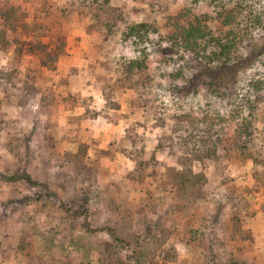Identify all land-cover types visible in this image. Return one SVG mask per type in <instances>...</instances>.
I'll list each match as a JSON object with an SVG mask.
<instances>
[{"label": "rangeland", "instance_id": "obj_1", "mask_svg": "<svg viewBox=\"0 0 264 264\" xmlns=\"http://www.w3.org/2000/svg\"><path fill=\"white\" fill-rule=\"evenodd\" d=\"M41 1L47 3L44 10L38 6ZM102 2L108 5L105 15L113 24L94 27L85 35L93 39L91 47L80 48L99 56L96 71L103 81H114L115 101L122 107L115 121L120 132L131 123H141L137 133L143 137L138 146L148 153L158 141L175 143L173 117L190 113L204 120L196 125L213 133L211 141L224 137V150H216L213 158L180 156L184 165L176 156H159L154 169L163 171L164 183L172 180L168 167L182 168L188 177L192 172L191 180L200 178L195 188L164 187L158 178L139 179L136 174L130 182L127 155L100 145L112 124L91 133L77 127V123L88 125L87 119L80 118L85 109L98 112L102 108V91L75 84L78 103L66 107L54 96L60 88L56 73L36 74L27 54L19 60L12 49L0 47V264H264V100L249 99L255 131L250 143L242 146L233 133L239 120H233L229 111L231 104L246 99L244 92H237L232 79L222 84L229 96L225 92L189 96L191 86L181 88L180 79L179 88L174 87L177 83L172 78H177L174 74L179 69L201 80L209 76L199 72L198 60L171 47L164 37L171 29L170 17L186 12L190 19L204 17L216 33L223 30L215 18L221 4L240 8L237 17L242 21L259 12L261 20H252L256 27L243 36L239 51L245 56L251 53L252 68L261 74L264 0ZM0 5L12 6L16 13L14 31L6 30L7 40L39 34L33 25L37 22L55 39H64L68 33L73 38L74 26L84 27L75 15L64 20L63 5L54 0H0ZM137 23L154 25L156 31H148L149 39L143 42L126 36L127 26ZM52 49L50 43L47 50ZM68 52L70 60H77L75 66L68 57L58 58L57 72L81 69L75 50ZM143 53L147 69L127 73L122 61ZM238 74L233 79L244 83L248 74ZM220 78L223 73L214 81ZM204 110L209 115H202ZM92 138L100 140L91 141L94 147L79 154L78 143ZM257 224L260 229L255 230Z\"/></svg>", "mask_w": 264, "mask_h": 264}, {"label": "trees", "instance_id": "obj_2", "mask_svg": "<svg viewBox=\"0 0 264 264\" xmlns=\"http://www.w3.org/2000/svg\"><path fill=\"white\" fill-rule=\"evenodd\" d=\"M54 1L61 2L63 5L60 14L64 16V20L72 17L71 14L76 17H80V22L84 27L74 26L76 34L73 35V38L72 33H68L64 38L65 40L63 38H52L51 33L45 30L39 22L35 21L37 23L33 25L39 34L34 33L31 36L25 35L21 38L18 36L7 40L6 30L9 31L10 29L11 31H14V21L16 17L14 18L13 13L15 15L16 13L14 12V7L0 5V23L3 25L0 28L1 49L4 51L12 49L16 56L19 55V60L25 59V54H27V62H29V64L33 62V65L37 68L36 74L43 75L44 70L49 72V74L56 73L58 79L60 80V88L56 90L54 96L57 100L63 101L66 107L72 108L78 103V96L77 93H75V84L77 87L81 86L85 89L95 87L102 91V108L98 112L91 110L88 111L85 109V112L80 118L87 119L88 125L83 126L82 124L77 123V127L79 130L88 128L91 133L95 129H103L108 122L112 124L111 132H106L108 138L102 136L106 142L100 145L105 144V147H109L108 150L122 151L127 155L130 162V165L127 168L128 175L130 176L128 179L130 182H134L136 180L134 178V175L136 174L139 179L140 177H145L148 180H155L158 178L162 181V186L164 187L169 185L171 188H186V186L195 188V184L199 182L200 178L198 176H194L196 178H192L191 180L190 176L193 175L192 172L189 171L190 175L188 177L183 174L184 172H182V168L168 167V171L171 172L170 178H172V180L171 182L164 183L165 179L163 180L162 177L163 171L158 172L154 169L156 162L159 163V156L162 154H169L176 156L177 160H180V158L183 160L184 158L180 156L189 157L190 154L195 155L196 157L213 158V156L216 157L214 155L216 154V150L219 148L224 150V137L222 138V135H218L217 140L214 143L210 140L213 133H210L208 129L196 125L200 121L204 120H197L195 115L193 116V114L190 113L175 115L172 120L175 143L167 140L162 143L158 141L152 145L148 153L145 152L143 145L138 146L140 145V139L143 137V134L137 133V126L141 125V123H131L126 127L124 132H120L118 126L115 125V121L118 119L117 117L120 115L119 111H122V107L115 101L116 90L114 81H103V79L100 78V74L96 71L97 65L100 64L99 56L96 53H94L93 56L89 55V51L86 52V49L82 50L80 48L91 47L93 39H87L85 35L88 36L87 33H90L94 27L100 28L101 26L109 28L110 25L113 24V22L111 23L110 21L111 18L105 15L108 10V5L102 2V0ZM51 4L54 5V2H51ZM38 6L44 10L47 3L46 1H41ZM240 11L241 9H236L235 6L228 8L223 4L220 5V9L216 12L215 16L220 25L223 26V30H219V33L214 32L208 26L206 19L204 17H198V15H193L190 19L189 14L186 12L181 15V17H170L171 20L169 21V27L171 29L164 34V37L166 41L170 43L171 47H176L181 52H187L189 56L191 55L193 57V59L198 60L200 65L199 72H205L207 76H209V80H201L199 78L189 76L184 69H179L174 74L177 78H172L173 81L177 83L174 87L178 89L181 81V88L187 86L186 89H189V85L191 86L192 94L189 96L210 97L212 96L211 92H214L216 95L225 92V96H229L226 92L227 86H222V84H225L229 82V79H232L231 81L236 83V88L238 87L237 92H244L246 99L244 101H238L237 103L235 102L234 104H231L229 115L233 120H239V123L236 124V128L233 130V133L239 142L242 143L241 145L245 146L250 143L255 131V123L253 126L251 121L254 114L250 113L253 108L248 106L250 105L249 99L257 98L260 99L261 102L264 100V69L261 74L258 72L256 73L254 68H252V62L250 61L251 53L245 56L239 51V46L241 45L243 36L246 35L248 31L256 27L255 24L252 23V20L254 19L257 21L258 19L260 21L261 16L259 12H256L252 18L246 16L244 21H242V19L237 17L240 14ZM88 17L90 19H87ZM100 17L104 20H101ZM5 27L6 29L4 30ZM155 29L156 26L149 25L148 23L131 24L127 26L125 35L139 38L140 42H143L149 39L147 35L148 31H156ZM47 32L50 35H48ZM50 43L52 44L53 49L48 51L47 47ZM67 45L69 46L68 50L66 48ZM72 46H75V49L72 48ZM70 49L75 50L79 61L77 67L81 69L73 70V73H70L72 70L71 68L69 72H57L56 62L58 58L65 60V58L68 57L67 61L70 62V65L72 67L75 66L74 62H77V60L69 59L70 57L68 51ZM77 49H79V52H77ZM143 54L141 57L137 56L134 59L122 61L123 63L121 64L126 68L127 73H130V71L134 68H138L139 70L147 69V56L146 54ZM46 57L48 60H46ZM243 63L246 64L244 65ZM247 69L250 71L247 72ZM237 72H240L241 74H248V76L246 75L247 79L244 83L236 82L235 79H233L235 74H238ZM220 73H223V78H220L219 82L214 81L215 77ZM197 74L198 72L195 75L196 77H198ZM258 74H260L258 78H252L253 76L256 77ZM178 79H180V81ZM145 80L148 83L151 82V78L149 76L148 78H145ZM66 83L68 88H65ZM201 88L203 89L200 90ZM201 92L204 93L201 95ZM260 93H263V95H260ZM205 103L206 105H209V101ZM245 110L248 111V113L244 114L243 112ZM209 112L210 111H205L202 115H209ZM198 118L204 119L199 116ZM221 132L224 134L226 129H221ZM99 140L100 139L92 138L88 143L80 141L78 143L77 151L79 154L85 155L87 149L94 147ZM91 141L94 143L96 141V143L93 144ZM237 141L232 140L233 144ZM197 144L200 146L203 144H210V147L204 149L199 146L197 149H192V147ZM236 145H238V143H236ZM241 145L238 146L241 147ZM144 154L147 155L145 156ZM252 163L254 165L255 161L252 160ZM184 164L185 161H182V165ZM165 172L166 170L164 173ZM175 177L176 179H173ZM255 228V230L260 229V225H255Z\"/></svg>", "mask_w": 264, "mask_h": 264}]
</instances>
